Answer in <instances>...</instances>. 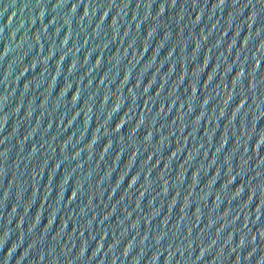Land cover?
Here are the masks:
<instances>
[{
    "label": "water",
    "instance_id": "water-1",
    "mask_svg": "<svg viewBox=\"0 0 264 264\" xmlns=\"http://www.w3.org/2000/svg\"><path fill=\"white\" fill-rule=\"evenodd\" d=\"M0 264H264V0H0Z\"/></svg>",
    "mask_w": 264,
    "mask_h": 264
}]
</instances>
